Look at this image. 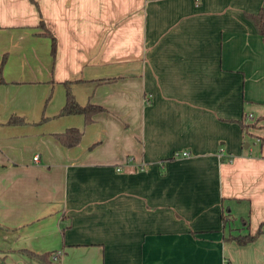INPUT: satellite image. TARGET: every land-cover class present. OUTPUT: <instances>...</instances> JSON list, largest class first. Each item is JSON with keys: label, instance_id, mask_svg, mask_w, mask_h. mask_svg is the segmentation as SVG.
Wrapping results in <instances>:
<instances>
[{"label": "crops", "instance_id": "crops-1", "mask_svg": "<svg viewBox=\"0 0 264 264\" xmlns=\"http://www.w3.org/2000/svg\"><path fill=\"white\" fill-rule=\"evenodd\" d=\"M263 2L0 0V264H264Z\"/></svg>", "mask_w": 264, "mask_h": 264}, {"label": "trees", "instance_id": "trees-1", "mask_svg": "<svg viewBox=\"0 0 264 264\" xmlns=\"http://www.w3.org/2000/svg\"><path fill=\"white\" fill-rule=\"evenodd\" d=\"M248 16L250 20L253 22L256 30L262 34L264 37V2L262 5L258 8L255 12H249ZM39 24L43 26V34H46L50 37V51L51 54L54 56L55 49H56V37L55 35L45 26L42 19L39 20ZM5 60V54H3L1 60H0V68L3 65V62ZM78 79V78H76ZM75 79V80H76ZM3 78L0 75V81H2ZM74 79H65L63 80L64 86H65V100L64 103L60 106V108L57 111V114H65V113H82L83 119L85 123H88L92 121L93 115L104 109V106L101 104L92 102L90 100H87L84 103L79 102L74 92L71 89L70 82ZM9 121H22L24 118L22 116L17 115H11L8 119ZM82 130L78 126H67L65 129L55 132V135L57 138L66 146L73 145L77 143L81 137ZM228 219H231L230 216H228ZM245 220V219H244ZM224 221H227V218L224 217ZM264 220L259 223V225L256 227V229L253 232H250L249 230L245 232H229L227 235L228 238L234 239L236 243L243 244L245 242L251 241L256 238V236L263 231V225ZM17 250H20L22 252H25L26 254L38 259L42 264H57L55 262V259L58 257L57 253L54 250H45L42 252H36L34 250H31L29 248H18Z\"/></svg>", "mask_w": 264, "mask_h": 264}, {"label": "built area", "instance_id": "built-area-1", "mask_svg": "<svg viewBox=\"0 0 264 264\" xmlns=\"http://www.w3.org/2000/svg\"><path fill=\"white\" fill-rule=\"evenodd\" d=\"M188 153V151L187 150H181V151H175L174 153H173V155H180V154H187ZM34 159H36L37 158V154H34Z\"/></svg>", "mask_w": 264, "mask_h": 264}, {"label": "rangeland", "instance_id": "rangeland-1", "mask_svg": "<svg viewBox=\"0 0 264 264\" xmlns=\"http://www.w3.org/2000/svg\"><path fill=\"white\" fill-rule=\"evenodd\" d=\"M251 122V124H254V121H250Z\"/></svg>", "mask_w": 264, "mask_h": 264}]
</instances>
